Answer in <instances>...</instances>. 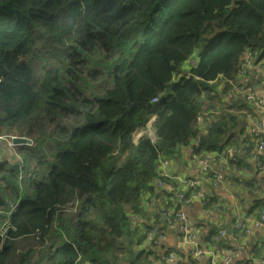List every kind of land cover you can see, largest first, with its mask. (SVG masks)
Segmentation results:
<instances>
[{"label": "trees", "instance_id": "trees-1", "mask_svg": "<svg viewBox=\"0 0 264 264\" xmlns=\"http://www.w3.org/2000/svg\"><path fill=\"white\" fill-rule=\"evenodd\" d=\"M247 50L264 58V0H0V135L31 140L0 157V264H147L132 221L162 155L233 147L251 169L227 94Z\"/></svg>", "mask_w": 264, "mask_h": 264}, {"label": "crops", "instance_id": "crops-1", "mask_svg": "<svg viewBox=\"0 0 264 264\" xmlns=\"http://www.w3.org/2000/svg\"><path fill=\"white\" fill-rule=\"evenodd\" d=\"M192 60L194 63L197 62V56H193ZM190 65L187 61L184 62L183 69L188 70ZM237 80L240 83L260 88L264 99V79L258 74L251 71L238 76ZM155 118L156 116L152 117V125H148L147 129L154 130ZM145 131L146 129L142 128L134 131L133 142H137ZM4 143V140L0 138V151H2L0 157L3 154L9 157L14 146L7 147ZM194 144L193 141L187 146L180 147L174 155L161 156L159 160L161 172H166L170 179H167L162 186L153 184L154 190H147L144 193L142 209L136 213L132 221L133 226L137 228V233L144 235L146 227H155L165 234L158 247H152L146 241L143 242L142 247L148 246L152 251L147 257V264H160L156 258L157 254H165L168 251L176 252L178 264H210L212 258H216L217 263L223 264L224 257H231L229 264H260L264 256V246L261 248L264 241V228L245 232L238 226V222L242 220L245 225H249L253 217L248 216L247 211L253 205L254 200H264V152L259 162L251 159L250 154L248 155L247 162L250 164V170L237 169L234 171L231 162L222 159L217 163L213 162L212 167L221 175L220 182L213 186L206 177H202L199 173L196 164L197 155L193 151ZM233 174L236 177L229 182L228 178ZM189 177L196 178L198 181L195 188L196 193L201 191L209 195L210 206H204L201 196L196 195L189 204L183 207L195 229V241L201 251L199 256L191 254L194 247L185 244L177 229L162 215L163 209L176 208L175 198L170 194L175 193L174 189L178 188V178ZM220 230H223L225 234L217 237ZM218 238L219 240H216ZM187 258L191 262H187Z\"/></svg>", "mask_w": 264, "mask_h": 264}, {"label": "built area", "instance_id": "built-area-1", "mask_svg": "<svg viewBox=\"0 0 264 264\" xmlns=\"http://www.w3.org/2000/svg\"><path fill=\"white\" fill-rule=\"evenodd\" d=\"M257 52H251L247 50L243 54V60L240 70L238 71V76H243L249 72H255L261 78L264 79V58H261V61L256 60ZM188 63L194 64V60H187ZM230 90H227V94L230 96L233 93L240 94L244 97L246 102L249 105L251 111L244 112L245 121H246V134L249 135V141L243 142L242 148L240 149L241 153L247 155L250 154L251 159H255L257 162L260 161V156L264 152V99L262 98V90L257 88L254 85L240 83L238 81L229 80ZM154 98L153 100H155ZM214 118L212 111H204L202 113L197 114L196 121L201 130L204 131L205 127L211 122ZM146 135L154 142V131L148 129L146 131ZM14 134H3L0 135L5 141H8V144L11 146V139ZM236 149L233 147H229L224 152L220 153H208L206 155L196 156V164L199 170V173L202 177H206L211 185L215 186L221 180V175L217 170L212 167V163L219 160H226L227 162H231L236 158ZM161 170V165H160ZM160 175L163 177H157L156 185L162 186L164 184L163 179L168 178L169 175L166 172H160ZM178 188L176 189V197L175 198V206L176 208H165L162 211V215L166 218L179 232L182 237V241L190 246L194 247V250L191 251L193 256H199L201 251L199 249L198 243L195 241V229L194 226L183 209L184 206L189 204L191 200L196 196L200 195L201 200L204 206L208 205V197L207 193H203L198 191V193L192 192L187 193L188 190H192L196 187L197 180L191 177L189 178H178ZM12 208L15 207V204L11 205ZM238 226L243 229L245 232H251L253 229L264 228V210L259 212L258 218H253L249 225H245L242 220H239ZM225 232L220 230L217 234V237L223 236ZM164 232L155 227H148L145 231V241L150 244L152 247H158L161 241L164 238ZM216 240H219L216 239ZM157 260L160 264H178V256L174 251H168L165 254H157ZM231 261V257H224L223 264H229ZM210 264H219L216 261V258H212L210 260ZM260 264H264V256Z\"/></svg>", "mask_w": 264, "mask_h": 264}, {"label": "water", "instance_id": "water-1", "mask_svg": "<svg viewBox=\"0 0 264 264\" xmlns=\"http://www.w3.org/2000/svg\"><path fill=\"white\" fill-rule=\"evenodd\" d=\"M31 140L24 136H14L11 139L12 146L20 145V144H30Z\"/></svg>", "mask_w": 264, "mask_h": 264}, {"label": "clouds", "instance_id": "clouds-1", "mask_svg": "<svg viewBox=\"0 0 264 264\" xmlns=\"http://www.w3.org/2000/svg\"><path fill=\"white\" fill-rule=\"evenodd\" d=\"M192 58H193V56H190L187 60L192 59ZM187 60H186V61H187ZM186 61H185V62H186ZM195 64H196V62H195L193 65H195ZM193 65L191 64L190 66H193ZM235 79H236V78H235ZM236 81H238V80H236ZM210 111L213 112V115H214V116H215V114L217 113V111H213V110H210ZM152 117H153V116H152ZM152 117L149 119V121H148L146 127H145V128H142V129H146V131L148 130V129H147V126L150 125V124L152 123ZM151 125H152V124H151ZM149 129H150V128H149ZM153 129H154V128H153ZM150 130H152V129H150ZM146 131H145V133H144L143 135H141V136H146V137H148V136L146 135ZM153 131H154V130H153ZM16 136H17V135H16ZM141 136H140V137H141ZM13 137H14V136H13ZM140 137H139V138H140ZM148 138H149V137H148ZM149 139H150V138H149ZM155 139H156V135H155V131H154V140H155ZM150 140H151V139H150ZM4 141H5V140H4ZM151 142H152V141H151ZM154 142H155V141H154ZM154 142H153V143H154ZM159 170H160V163H159ZM160 172H161V170H160ZM70 206H71V205H70ZM11 208H12V207H11Z\"/></svg>", "mask_w": 264, "mask_h": 264}, {"label": "rangeland", "instance_id": "rangeland-1", "mask_svg": "<svg viewBox=\"0 0 264 264\" xmlns=\"http://www.w3.org/2000/svg\"><path fill=\"white\" fill-rule=\"evenodd\" d=\"M5 143V146H7V147H12V146H9V144H8V141H4ZM6 152V151H5ZM2 153V151H0V154ZM10 153H11V151H10ZM5 156H7L8 157V155L7 154H3V155H1V157H5Z\"/></svg>", "mask_w": 264, "mask_h": 264}, {"label": "bare ground", "instance_id": "bare-ground-1", "mask_svg": "<svg viewBox=\"0 0 264 264\" xmlns=\"http://www.w3.org/2000/svg\"><path fill=\"white\" fill-rule=\"evenodd\" d=\"M135 135V134H134Z\"/></svg>", "mask_w": 264, "mask_h": 264}]
</instances>
